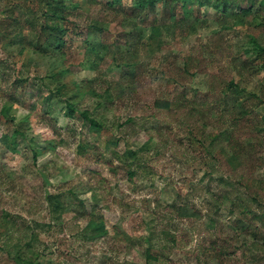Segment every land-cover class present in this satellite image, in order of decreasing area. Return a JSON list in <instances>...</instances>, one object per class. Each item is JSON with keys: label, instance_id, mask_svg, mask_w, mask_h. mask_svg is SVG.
<instances>
[{"label": "rangeland", "instance_id": "374dc122", "mask_svg": "<svg viewBox=\"0 0 264 264\" xmlns=\"http://www.w3.org/2000/svg\"><path fill=\"white\" fill-rule=\"evenodd\" d=\"M138 1L118 4L131 8ZM164 1L123 18L93 0H0V24L19 18L25 27L0 28V264H264L252 245L257 203L247 208L239 200L253 192L264 198V60L251 41L264 48L257 7L242 22L227 18L219 26L212 2L199 9L197 0H188L183 11L192 27L170 29ZM44 21L66 35L65 44L38 41ZM191 47L199 62L185 77L181 68ZM243 59H250L252 72L238 74ZM212 73L218 83L233 79L231 92L241 101L263 100L248 115L250 125L240 124L241 156L228 152L227 135L208 144L211 134L231 128L221 123L228 113L220 118L214 108L206 107L209 115L204 109L219 93H210ZM181 93L198 104L200 117L164 108L163 101ZM108 97L111 106L103 102ZM66 100L75 103L73 114ZM7 101L13 121L1 113ZM83 113L105 127L131 124L103 129L92 144ZM17 125L24 136L14 143ZM128 149L139 153L132 157ZM209 150L216 172L206 164ZM12 217H21L22 228H13L14 241L7 242ZM100 221L105 232L92 236L87 226ZM151 243L163 262L145 259Z\"/></svg>", "mask_w": 264, "mask_h": 264}, {"label": "trees", "instance_id": "16d2710c", "mask_svg": "<svg viewBox=\"0 0 264 264\" xmlns=\"http://www.w3.org/2000/svg\"><path fill=\"white\" fill-rule=\"evenodd\" d=\"M118 1L119 0H108L105 2H101L100 0H93V2H99L100 4H102L103 7L108 9L111 14H114L115 16H121L123 18H128L129 16H133V17L140 16V14L142 13L143 7L148 4H151L153 0H139L137 5L131 8L118 4ZM187 1L188 0H165L164 1V8L171 11V24L169 25L168 28L176 29L178 25L181 26L182 23L187 24V28L192 27L193 23L189 24V22L191 21V16L186 14L183 11L184 10L183 7L185 6ZM197 1H198L199 9H202L208 6V4L212 2L211 7L216 8L220 15L217 18L219 26L228 24V22L226 21L227 18H230L232 21L242 22L245 16L250 15L254 11L253 9L255 7H257V11L254 15V18L257 19L256 25L264 26V0H197ZM51 3H52L51 1H48L49 5ZM74 7L75 5H73V8ZM43 15L47 16L46 13H43ZM14 19H16L17 21H11L13 23L9 22V25H6V24L4 25L2 23L0 24V28L11 31L12 33L21 32L25 28L23 23H21V19L19 18H14ZM193 20H195V18ZM36 23L37 22L35 21L34 25ZM40 25L41 26L38 29V41H40V43H42L43 46L46 44V45H53L57 48L59 46V42L65 44L67 37L63 32L59 31L56 25L49 24L48 21L46 22L44 21V23H41ZM94 30H97V29H94ZM130 32L132 34L130 39L132 40L136 39L134 36L135 34L134 31L132 30ZM152 34H155V36L160 35L159 28L153 27ZM251 41L253 43V46L257 47V49L259 50L256 56L260 60H264V48L260 45V43H258L257 40H255V38H253ZM217 48H221V46L218 45ZM197 54L198 52L195 51L193 47H191L189 53L184 57V63L181 68V71L185 77L194 75V70L197 69L198 62H199V56ZM234 58L236 57L235 56L231 57V62L232 60H234ZM249 60L250 59L242 60V62L240 63L241 64L240 67L236 68L238 71V74L243 73L244 71H247V70L250 72L254 70V67L251 66V63ZM125 65H126V68H128L127 65H129V63H125ZM128 75L129 73L125 72L122 77L125 79L127 78ZM211 78L214 81L215 85H213L210 88V93L212 94H215L216 92H219V93L213 99L207 100V103L204 109L206 111V114L209 115V109H207L206 107L209 106L211 110L214 108L216 111H219L220 118H223V116L226 113H228V115H230L229 119L228 118L226 119L228 120V122L225 121V119H223L224 122L222 120L221 123L222 125L224 124V125L230 126L231 128H223L222 131H220L221 133L219 135L210 133L212 135V138H210V142L208 144L210 146H213L216 139L227 135L225 140H227L226 145L229 149L228 152L236 156H241V154L244 152V149L241 146V143L238 140V136H237V132L240 128V124L245 122L246 127L250 125L248 124V121H247L248 115H251L253 111L258 107L259 102L261 103L263 100H259V96L254 95L252 98L241 101V99L234 97V94L236 93L235 91L231 92L232 90L231 85L234 84L232 81L233 79L229 80L227 83L225 81H219L218 83L217 78H216V73H212ZM17 86L18 85H16L15 87ZM62 88H65V87H62ZM89 92L92 95L97 96L95 87L92 89L91 86L89 85ZM181 95L182 97L180 96L176 98L175 101H172L171 99H168V98L166 100L162 99V100H165L162 103L164 104V108L168 109L171 107L173 109V106L177 109L184 108V109H187L188 115H194L196 113L198 114V112L199 113L201 112L198 109V104L195 103V101L187 102L185 100L184 93H181ZM254 98L256 99L255 101H254ZM103 102L104 104L109 103L111 106L114 103V100L108 97L107 100ZM74 104L75 103H73L72 101L66 100L65 109L69 115L73 114L74 112ZM97 105H102V104L98 102ZM12 108H13V105L9 104V101H7V103H5L1 109V113L4 117L9 118L10 120L13 121L14 115H9V113L12 111ZM82 116L84 117L85 120L89 122L88 127H89L90 138L94 142L92 144H96L98 142L103 129L111 130L112 127L116 126V128L118 127L119 130H122L121 128H123L124 125L129 124V123L131 124V120L126 119V121H124L125 123L123 122L120 124H113L111 127H105V123L100 122L94 117H90L86 113H83ZM205 116L204 118H202V121L204 125L207 126L208 123L206 121L207 119ZM198 117H200L199 114H198ZM133 126L134 125H132V127L130 126V128L132 129ZM160 126L163 130L168 129V125L160 124ZM123 134L129 135L128 132H124ZM13 135H14L13 137L15 138L14 143H17V137L22 138V136H24L23 127L20 125H17L13 132ZM2 140L6 141L7 137L3 136ZM151 140L152 138H149L148 141H151ZM113 144H116V141H113ZM220 152L222 153V155L228 156V153H226L224 149ZM138 153L139 152L132 151L131 149H128L126 151V154L130 156L134 155L132 157H135ZM208 155L209 156L206 160V164L207 165L209 164L212 170L216 172V162L218 160L212 154V150H209ZM252 156H254V152L253 153L251 152L250 156H248L247 158H250ZM132 173L133 171L130 172L131 175ZM218 180L222 182L224 179L220 177ZM230 185H233V184L230 183ZM250 197L251 198L249 199L243 198L239 200H241V202L244 201L247 208H250L251 205H253L254 203H257L259 211L255 213L254 221L256 224H259V226L257 227L255 223L254 224L252 223L251 225V230L254 232V243H252V245L253 247H255V249L257 250L260 249V251H262L264 254V198L257 197V195L254 194V192H253V195ZM55 200L56 199L54 197H50V203L55 204L56 202ZM78 215L84 216L85 213L82 212L80 209L78 211ZM16 218L21 219V217H12L6 229L5 234L7 235L6 236L7 242L14 241L12 229L13 228L15 229V227L16 228L19 227V224L16 223V220H17ZM168 219L171 220L172 217L170 216V218ZM87 227L93 230L92 236L93 235L99 236L103 234V232H105V225L102 221L98 223H89ZM19 228L21 229L22 227L20 226ZM150 239L151 238H149V240ZM164 256L165 255L161 254V252H159V249L153 246L152 243L148 245V247L145 249V259L147 261L163 262L161 261L160 257H164ZM22 264H29V262H23Z\"/></svg>", "mask_w": 264, "mask_h": 264}]
</instances>
